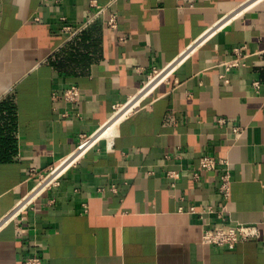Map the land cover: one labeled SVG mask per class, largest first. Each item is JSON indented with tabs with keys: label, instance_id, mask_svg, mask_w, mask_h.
Returning a JSON list of instances; mask_svg holds the SVG:
<instances>
[{
	"label": "crops",
	"instance_id": "obj_1",
	"mask_svg": "<svg viewBox=\"0 0 264 264\" xmlns=\"http://www.w3.org/2000/svg\"><path fill=\"white\" fill-rule=\"evenodd\" d=\"M226 172V222L191 212L224 203ZM237 224L259 239L200 241ZM30 256L264 264V0H0V264Z\"/></svg>",
	"mask_w": 264,
	"mask_h": 264
},
{
	"label": "built area",
	"instance_id": "obj_2",
	"mask_svg": "<svg viewBox=\"0 0 264 264\" xmlns=\"http://www.w3.org/2000/svg\"><path fill=\"white\" fill-rule=\"evenodd\" d=\"M51 0H42V2H48ZM60 0H55V2H59ZM106 25L109 28H115L116 26V16L114 14H110L108 16V19L106 21ZM242 48H237L234 50V54L236 55L235 59L228 62L227 68H236L239 66H244V59L245 57L242 56L241 51ZM158 74L154 72V76H157ZM255 90L259 89V85L257 83L254 84ZM80 97V91L76 87H69L67 88L64 93H63V98L66 102L69 103H75L78 101ZM220 124L223 123V121H219ZM99 132V131H98ZM96 132L93 136H90L88 138L82 137L80 140V144L78 146V151H83L92 146L95 142L96 139L95 136L97 135ZM86 146V148H84ZM72 157L66 158L59 162V164L53 168V170L50 171V173L45 177L43 181H46L50 175H52L56 170H58L61 166L65 164L66 161L71 160ZM76 157L72 159V161L66 166V168L71 165ZM221 162V161H220ZM224 163V162H221ZM217 164V160L213 157H203L199 160V167L201 170L204 171H210L215 168ZM65 168V169H66ZM168 176L173 179H177L178 176L174 172L168 173ZM53 182V179L48 181L46 185L50 184ZM220 194L223 198L224 203L221 204L217 209H214L212 207H207L204 209L199 210L198 212L194 210L193 208L190 209L191 212H196L200 216L208 215V214H215L218 220L222 223L226 222V213H227V206L226 202L229 199L230 195V180H229V174L226 172L225 174L222 175L221 177V184L219 187ZM261 233L260 229L258 228L257 225H252V224H237L233 227H215V228H209L205 229L202 234H201V243L208 245V246H213L215 248L219 249H225V250H232L234 249L238 244H241L243 242H247L250 240H257L259 239ZM21 264H47L42 260V258L38 256H30L25 258Z\"/></svg>",
	"mask_w": 264,
	"mask_h": 264
},
{
	"label": "bare ground",
	"instance_id": "obj_3",
	"mask_svg": "<svg viewBox=\"0 0 264 264\" xmlns=\"http://www.w3.org/2000/svg\"><path fill=\"white\" fill-rule=\"evenodd\" d=\"M104 130H105L104 127H103L101 130H99V132L97 133V135H96L95 138H94V139H96V141H97V140H101L102 137H100V136L106 134V132H104ZM109 132H110V134H109L106 138H111L112 135H114L113 128H112V129L110 128V129H109ZM84 148H86V146H85ZM71 161H72V160H71ZM71 161H70V162H71ZM67 162H68V161H66L65 163H67ZM70 162H69V163H70ZM69 163H68V164H69ZM61 167H62V166H61ZM61 167H60V168H61ZM63 169H64V168H63ZM63 169H62V170H63ZM56 171H57V170H56ZM60 172H61V171H60ZM60 172H59V173H60ZM59 173H58V174H59ZM50 176H51V175H50ZM50 176H49V177H50ZM49 177H48V179H49ZM48 179H47V180H48Z\"/></svg>",
	"mask_w": 264,
	"mask_h": 264
},
{
	"label": "rangeland",
	"instance_id": "obj_4",
	"mask_svg": "<svg viewBox=\"0 0 264 264\" xmlns=\"http://www.w3.org/2000/svg\"><path fill=\"white\" fill-rule=\"evenodd\" d=\"M117 117V116H116ZM115 118V117H114ZM112 122V121H111ZM111 122L109 121V123L104 127V132H106V134H104V135H101L100 137H102V139L103 138H106L109 134H110V132H109V129H110V125H111ZM112 129V128H111Z\"/></svg>",
	"mask_w": 264,
	"mask_h": 264
}]
</instances>
